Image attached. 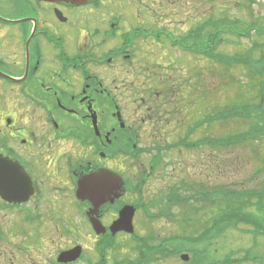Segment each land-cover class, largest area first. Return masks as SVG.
Here are the masks:
<instances>
[{"label": "flooded vegetation", "instance_id": "obj_1", "mask_svg": "<svg viewBox=\"0 0 264 264\" xmlns=\"http://www.w3.org/2000/svg\"><path fill=\"white\" fill-rule=\"evenodd\" d=\"M178 2L0 0V188L6 194L0 195V247L9 226L22 236L23 250L41 245L42 235L53 229L58 237L73 238L51 240L64 247L46 264H89L82 256L84 228L102 248L117 236L142 241L135 220L143 204L126 200V194H136L152 169L173 167L169 152L177 157L184 148L215 139L201 137L215 122L212 111L208 117L200 118V111L186 116L198 99V85L187 87L189 98L184 95L191 65H183L182 55L199 56L202 35L194 29L186 36L188 45L183 34L175 35L174 22L183 26ZM153 5L170 10L157 15ZM194 46L197 51L189 54ZM125 158L149 172L134 182L124 173ZM100 169L119 175L124 187L95 207L77 197L79 180ZM10 187L24 196H12L5 191ZM179 192L180 185L170 195ZM205 193L198 187L192 195ZM126 205L135 209L133 233L112 234L110 226ZM74 247L80 249L77 259L58 262L62 251Z\"/></svg>", "mask_w": 264, "mask_h": 264}, {"label": "rangeland", "instance_id": "obj_2", "mask_svg": "<svg viewBox=\"0 0 264 264\" xmlns=\"http://www.w3.org/2000/svg\"><path fill=\"white\" fill-rule=\"evenodd\" d=\"M178 1L175 7L179 10L182 6L183 13L178 17L183 23V26H179L182 30L178 29L177 22L171 27L176 30L175 35H184L183 41L187 45L190 43L189 38H186L187 34L193 33L194 29L199 31L202 35L199 51L204 55H191L190 53L197 51L195 46V49L187 48L190 57L186 56L187 53L182 55L183 65H191L186 69L189 77L184 79L182 85L184 95L189 98L190 89L187 87H191L194 82L198 85V92L195 93L198 99L195 100L194 109L186 112V116L189 114L190 117H196L194 115L199 114L197 111H200V118L203 115L207 117L208 111L217 115L215 112L223 110L225 106L231 109L238 103L241 105L256 100L258 82L264 80V73L260 74L238 62L226 63L223 58L234 55L236 59L264 65V36L258 32L264 28V0ZM156 7L155 5L153 9ZM167 9L158 8L155 13L166 15L170 10ZM176 16H173L175 21ZM229 21L232 23L225 26ZM250 24H256L260 29L245 33L244 31L250 29ZM210 32L215 35L218 33L221 40L213 50L214 55H218L216 59L207 58L213 47V43H209V48L207 46L206 40ZM236 32L245 34L237 35ZM206 49L208 52H205ZM175 70L176 68L167 70L169 73L165 71L164 76L175 74ZM236 117L217 118L205 131L202 126L201 137L225 138L247 133L254 122L251 121L253 119L247 115ZM259 139L261 140L243 141L230 146H211L203 142L195 148H184L177 153V157L174 150L169 152L170 160L175 161L174 166L152 169L145 183L140 186L141 189L134 195L126 194L125 198L143 204L135 220L136 234L144 240L139 245H150L154 252H143L144 256L141 257L137 251V243H133V238L128 236H117L113 242H108L112 246H105L103 249L102 244L98 245L100 241L96 240L95 235L84 228V231L81 230V242L85 246L82 256L89 260V264H223L226 261L227 264H258L245 259L246 251L251 250L250 258L256 253L264 254V237H259L254 242L249 234L229 229L223 237L211 239L209 243L207 240L191 242L190 237H197L209 226L211 220L217 219V215L225 207L215 195H211L210 200L188 195H192L198 187L204 190L244 192L261 186L264 188V170H260L264 169V137ZM147 156L150 157L145 155ZM123 162L126 164L124 173L131 180L136 179L142 172H149L148 169H142L143 167L131 166V159L125 158ZM179 185L181 196H171L173 188L176 189ZM144 211L148 215L147 218L144 217ZM6 219L10 225L12 215L9 214ZM8 229V239L4 240L5 243L0 247L3 252L0 254V263L12 264L14 260V264H46L64 247L61 243L60 247L53 244L51 240L67 242L73 238L58 237V233L52 229L42 235L41 245L31 244L28 249L23 250L20 233L16 228L11 230L10 226ZM134 239L139 241L136 236ZM105 244L107 241L103 242V245ZM253 244H256V247ZM159 247L164 251L155 252ZM181 254H187V260L180 259Z\"/></svg>", "mask_w": 264, "mask_h": 264}, {"label": "trees", "instance_id": "obj_3", "mask_svg": "<svg viewBox=\"0 0 264 264\" xmlns=\"http://www.w3.org/2000/svg\"><path fill=\"white\" fill-rule=\"evenodd\" d=\"M232 23L229 21L225 24V26ZM227 28V27H226ZM228 29V28H227ZM258 30V26L256 24H250V29L244 31L247 33L251 30ZM239 34L236 32L237 35H244L245 33ZM259 34L264 36V28L258 30ZM219 34L215 35V38H219ZM218 55L216 56V58ZM224 62H238L241 65L248 66L258 73H264V65L262 63L253 64L250 62H246L244 60L236 59L235 56H225L223 58ZM240 60V61H238ZM258 95L256 96V100L244 102L243 104H237L231 107V109L227 106L224 107L223 110H217V115L215 116V121L217 118L219 119H227L230 117L240 118L241 116L245 117V115L250 116L254 121L253 124L250 126V129L247 133L230 136L225 138H215V139H206V143H213L215 146H230L236 145L244 142L249 141H256L261 140L259 138L264 137V80H260L258 82ZM210 112V111H209ZM208 112V113H209ZM208 113L206 114L208 117ZM209 115H211L209 113ZM208 119V118H206ZM204 140V139H202ZM203 142V141H202ZM264 166V163H263ZM264 170V169H260ZM262 187V186H261ZM253 188L251 190L244 191H235V190H221L215 189V196L219 198L217 200L222 201L224 203V209L217 215V219L215 221L211 220L209 226L204 229L202 234L198 239H193L190 237L191 242L207 240L208 243L211 239H217L218 237H223L225 232L229 229L239 230L245 234H249L251 239L256 242L259 237H264V188ZM248 191V192H247ZM206 192V196H202V199L210 200L209 191L204 190ZM218 202V201H217ZM221 204V203H220ZM240 224V225H239ZM240 226H246V228H242ZM204 238V239H201ZM188 241H185V243ZM256 247V244H253ZM140 251L141 257L143 252L149 253L154 251L150 247L138 249ZM251 250L246 251L245 259H250L251 261L257 262L258 264H264V254L256 253L253 257L250 258ZM140 257V256H139ZM223 264H227V261Z\"/></svg>", "mask_w": 264, "mask_h": 264}, {"label": "water", "instance_id": "obj_4", "mask_svg": "<svg viewBox=\"0 0 264 264\" xmlns=\"http://www.w3.org/2000/svg\"><path fill=\"white\" fill-rule=\"evenodd\" d=\"M76 1V0H70ZM124 185V180L120 178L117 174L113 173L107 169H100L97 171H89L85 174V176L79 180L80 187V197L82 199H87L92 202L94 206L97 205L94 202L104 203V198L107 195L115 193V190L122 189ZM28 186L22 185V188H27ZM9 192L12 196H24L22 192L18 189H13L12 187L9 190H5ZM0 195L6 197L3 189L0 188ZM9 196V195H8ZM21 198L16 200L21 201ZM26 199V198H25ZM11 201V200H10ZM134 214V208L132 206H124L120 212L119 217L112 223L110 229L112 233H115L118 230H124L126 232H132V217ZM96 224H94V227ZM99 227V225H97ZM80 249L74 248L70 251H66L60 254L59 261L60 262H68L75 260L79 255ZM185 259L186 256H183Z\"/></svg>", "mask_w": 264, "mask_h": 264}]
</instances>
